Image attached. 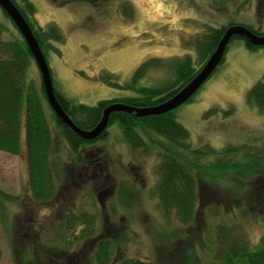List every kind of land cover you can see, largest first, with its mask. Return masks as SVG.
<instances>
[{"label":"rangeland","instance_id":"1","mask_svg":"<svg viewBox=\"0 0 264 264\" xmlns=\"http://www.w3.org/2000/svg\"><path fill=\"white\" fill-rule=\"evenodd\" d=\"M29 1L36 7L38 24L56 25L64 38L61 45L53 44L61 54L47 53L54 89L88 106L138 96L101 82L100 74H113L124 86L150 58L167 62L190 57L198 69L196 40L210 27L238 25L264 33L260 0ZM125 4L132 8L131 18ZM2 10L0 39H19ZM169 65L150 70L138 88L173 80ZM29 78L40 85L35 63ZM259 81L264 82V47L250 50L235 39L191 102L174 111L193 147L210 146L233 164V169L209 170L199 179L195 219L187 225L176 210L166 212L160 206L157 146L145 138L146 145L135 149L113 124L105 139L82 148L79 165L47 105L60 158L55 198L49 203L33 200L24 141L20 156L0 152V190L18 197L0 196V264H82L103 240L113 242L115 263L223 264L233 243L257 245L264 235V111L249 103L247 94ZM226 148L234 152L223 153ZM122 188L138 195L130 207L119 200ZM70 213L94 215L91 237L80 238L83 224L76 226L77 237L73 232L58 235Z\"/></svg>","mask_w":264,"mask_h":264},{"label":"trees","instance_id":"2","mask_svg":"<svg viewBox=\"0 0 264 264\" xmlns=\"http://www.w3.org/2000/svg\"><path fill=\"white\" fill-rule=\"evenodd\" d=\"M12 1L31 28L46 60L49 51L61 54L60 50L53 45H61L64 42L59 28L54 24L45 28L40 26L35 19L36 7L29 0H22V4L16 0ZM125 6L127 17L131 18L133 16L132 8L128 4ZM263 6L264 1L260 0L258 4L260 14L263 13ZM2 11L10 19L5 11ZM11 22L13 23L12 20ZM13 25L17 29L14 23ZM228 27L220 29L210 27L197 38L198 69L190 57L175 58L167 62L158 58H150L141 63L136 69L132 81L124 86L117 82L113 74L103 73L98 77L101 82L114 87L136 91L137 97L101 100L95 106H88L74 103L54 89L55 95L71 120L83 130L94 128L99 123L104 109L111 104L120 103L137 108L159 105L172 98L197 75L215 52ZM247 28L255 34L264 35L251 27ZM17 31L19 32L18 29ZM19 34V39L9 41L0 39V152L20 156L24 141L31 196L36 202L49 203L55 198V180L60 168V158L57 156L56 141L46 111L49 104L43 83L40 80V85L37 86L29 78L31 64H36V62L20 32ZM235 39L243 40L245 46L250 50L264 47L252 45L244 37L235 35L230 40L225 54ZM224 56L218 67L223 62ZM168 62L173 70V80L158 87L138 88V83L150 70L167 65ZM218 67L212 75L218 70ZM192 98L186 103H190ZM247 101L256 103L259 112L264 111V82L259 81L253 86L247 94ZM49 108L51 109L50 106ZM175 110L162 115L144 117H137L135 113L113 112L110 115L108 127L118 124L126 142L135 149L146 145L145 138L152 145L157 146L161 151L158 167L159 181L156 185L160 206L166 212L176 210L178 218L187 225L195 219L199 179L206 177L205 174L209 170L221 173L233 169V164L231 160L226 161L221 158L225 154L217 152L210 146L193 147L190 143L189 131L175 118ZM50 112L53 121L61 129V134L66 140L70 153L79 165L82 160V148L88 144L97 143L107 136L106 130L97 139L86 141L64 125L52 109ZM151 133L158 136L159 139H153ZM224 152L233 153L234 149L226 148ZM209 157L213 159L208 161ZM125 189H120L119 200L125 206L130 207L138 195L136 196L132 191ZM0 196L10 200L18 199L17 196L6 194L1 190ZM94 218V215L87 213L81 215L70 213L60 226L61 232L57 233L64 235L73 232L72 236L77 237L74 233L76 226L83 224L86 227L82 230L80 238L87 239L94 233ZM112 252L113 242L103 240L99 242L88 261L82 262V264H151L147 261L137 260L115 263ZM225 257L223 264H264V235L257 245L233 243Z\"/></svg>","mask_w":264,"mask_h":264},{"label":"water","instance_id":"3","mask_svg":"<svg viewBox=\"0 0 264 264\" xmlns=\"http://www.w3.org/2000/svg\"><path fill=\"white\" fill-rule=\"evenodd\" d=\"M0 7L13 21L22 37L24 38L26 44L28 45L29 50L33 54L34 60L41 75L47 102L55 113L56 117L64 125L69 127L76 135L86 141L95 140L106 131L109 124L110 115L113 112L121 111L127 113H135L137 117L162 115L173 111L186 103L204 85V83L209 79V77L218 67L233 36L236 35L244 37L252 45L264 46V35L255 34L245 26H230L225 30V33L221 41L219 42L215 52L204 65V67L184 88L177 92L172 98L159 105L145 108L130 107L120 103L111 104L104 109L99 123L94 128L83 130L71 120L69 115L65 112V110L59 103L54 92L53 79L49 64L31 28L27 24L26 20L24 19L16 5L12 0H0Z\"/></svg>","mask_w":264,"mask_h":264}]
</instances>
